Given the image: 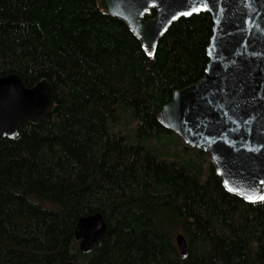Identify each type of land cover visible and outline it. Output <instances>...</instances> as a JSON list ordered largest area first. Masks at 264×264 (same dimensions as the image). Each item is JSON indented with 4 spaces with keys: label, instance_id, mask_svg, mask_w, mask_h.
<instances>
[{
    "label": "trees",
    "instance_id": "trees-1",
    "mask_svg": "<svg viewBox=\"0 0 264 264\" xmlns=\"http://www.w3.org/2000/svg\"><path fill=\"white\" fill-rule=\"evenodd\" d=\"M211 26L181 17L147 57L94 0H0V76L43 79L52 96L45 117L0 135V264H264V200L226 192L182 141L155 144L178 138L155 113L203 74ZM121 110L130 132L110 129ZM95 212L105 234L81 252L74 225Z\"/></svg>",
    "mask_w": 264,
    "mask_h": 264
},
{
    "label": "water",
    "instance_id": "water-1",
    "mask_svg": "<svg viewBox=\"0 0 264 264\" xmlns=\"http://www.w3.org/2000/svg\"><path fill=\"white\" fill-rule=\"evenodd\" d=\"M94 2L100 13L126 26L147 57L153 56L171 23L190 16L184 13L210 15L212 26L203 74L173 90L155 118L183 143L207 154L226 192L247 203H254L247 197L264 196V0ZM151 10L154 15L146 17ZM51 107L47 81L25 86L14 73L0 76L1 136L15 139L23 119L35 123ZM105 231V221L95 212L77 219L73 237L78 249L88 252ZM175 242L184 254L181 234L175 236Z\"/></svg>",
    "mask_w": 264,
    "mask_h": 264
},
{
    "label": "rangeland",
    "instance_id": "rangeland-1",
    "mask_svg": "<svg viewBox=\"0 0 264 264\" xmlns=\"http://www.w3.org/2000/svg\"><path fill=\"white\" fill-rule=\"evenodd\" d=\"M120 115H121L120 120L118 122L112 123L110 125V129L112 131H119L121 133L125 132L126 130H128L129 132L132 131V129H134L135 127V121L132 120L129 117L128 113L124 110L120 111ZM172 136H173L172 141L167 143L166 145L155 143L160 152L164 153L166 149L168 151H172L173 149H176L177 151L181 152L182 140L178 136H177L178 138H176L174 135ZM200 160H202V163L205 166L209 158L206 154V156H201Z\"/></svg>",
    "mask_w": 264,
    "mask_h": 264
},
{
    "label": "snow or ice",
    "instance_id": "snow-or-ice-1",
    "mask_svg": "<svg viewBox=\"0 0 264 264\" xmlns=\"http://www.w3.org/2000/svg\"><path fill=\"white\" fill-rule=\"evenodd\" d=\"M198 9H193V11H197ZM185 15H191L192 13L191 12H187V13H184ZM231 190V189H230ZM247 199L249 200V202H255L256 199H259V200H264V196H260V197H247Z\"/></svg>",
    "mask_w": 264,
    "mask_h": 264
}]
</instances>
